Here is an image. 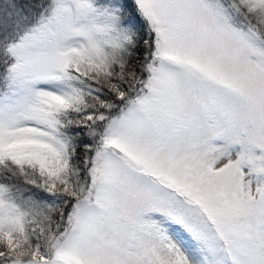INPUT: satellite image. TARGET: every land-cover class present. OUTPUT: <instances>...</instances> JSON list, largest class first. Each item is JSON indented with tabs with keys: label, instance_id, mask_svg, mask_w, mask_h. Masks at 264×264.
Instances as JSON below:
<instances>
[{
	"label": "snow or ice",
	"instance_id": "6c2138e0",
	"mask_svg": "<svg viewBox=\"0 0 264 264\" xmlns=\"http://www.w3.org/2000/svg\"><path fill=\"white\" fill-rule=\"evenodd\" d=\"M0 264H264V0H0Z\"/></svg>",
	"mask_w": 264,
	"mask_h": 264
}]
</instances>
